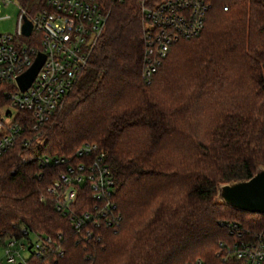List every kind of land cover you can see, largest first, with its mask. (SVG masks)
<instances>
[{
    "label": "trees",
    "instance_id": "1",
    "mask_svg": "<svg viewBox=\"0 0 264 264\" xmlns=\"http://www.w3.org/2000/svg\"><path fill=\"white\" fill-rule=\"evenodd\" d=\"M98 1L105 30L62 107L0 155L1 242L24 230L51 238L21 264H236L221 252L236 236L225 223L259 228L264 216L214 198L264 164V0H206L201 34L173 44L150 81L140 3ZM84 143L105 153L121 215L100 240L81 239L57 211L47 188L62 167L40 162Z\"/></svg>",
    "mask_w": 264,
    "mask_h": 264
},
{
    "label": "built area",
    "instance_id": "2",
    "mask_svg": "<svg viewBox=\"0 0 264 264\" xmlns=\"http://www.w3.org/2000/svg\"><path fill=\"white\" fill-rule=\"evenodd\" d=\"M1 1L7 5L11 0ZM136 1L146 34L142 76L150 81L173 44L201 34L211 6L206 0ZM19 7L16 32L0 34V85H5L8 105L17 110L15 115L11 111L0 113V155L16 144L24 126L37 130L62 106L90 61L109 16L98 0H42L33 12L20 3ZM25 17L32 22L29 35L23 33ZM39 52L45 61L31 85L22 90L17 78L31 67ZM20 112L27 115L23 120ZM40 162L62 167L47 190L57 211L70 218L81 239L100 240V229L119 225L112 171L97 144L84 143L68 156L44 155ZM87 191L92 203L82 208L79 194ZM225 224L236 236L230 243H221L224 259L236 264H264V220L259 228L242 227L238 221ZM24 234L0 240L8 263L16 262L17 257L22 260L19 264L25 263L22 250L27 246L21 239H29L31 233L24 230ZM51 242L49 236H38L35 242L29 239L28 248L41 254ZM58 253L63 256L62 249Z\"/></svg>",
    "mask_w": 264,
    "mask_h": 264
},
{
    "label": "water",
    "instance_id": "3",
    "mask_svg": "<svg viewBox=\"0 0 264 264\" xmlns=\"http://www.w3.org/2000/svg\"><path fill=\"white\" fill-rule=\"evenodd\" d=\"M31 31L32 22L25 17L23 33L29 35ZM44 61L45 55L39 52L31 67L18 76L17 81L22 90L31 85ZM214 199L238 211L264 215V164L257 165L256 172L248 179L219 183Z\"/></svg>",
    "mask_w": 264,
    "mask_h": 264
},
{
    "label": "rangeland",
    "instance_id": "4",
    "mask_svg": "<svg viewBox=\"0 0 264 264\" xmlns=\"http://www.w3.org/2000/svg\"><path fill=\"white\" fill-rule=\"evenodd\" d=\"M33 1L38 2L39 0H33ZM19 3L21 4V2L19 0H11L9 2V4L5 5L1 1V3H0V34H4V33L14 34L16 32V30H17V19H18L19 13H20ZM28 41L30 42L31 39H28ZM66 98H67V96H66ZM64 102H65V100H64ZM3 111H11L12 115H15V113L17 112V110L15 108H13L12 106L8 105V103L0 106V113ZM29 239L32 242H35V241H37L38 236L34 233H31L29 235ZM29 239H27V238L21 239V242L25 243L27 246L26 249L22 250V256L24 258H28V256L30 255V251L28 248ZM20 262H22L21 257H17L16 262L8 263L6 260V256H5V248L2 244H0V264H19Z\"/></svg>",
    "mask_w": 264,
    "mask_h": 264
}]
</instances>
